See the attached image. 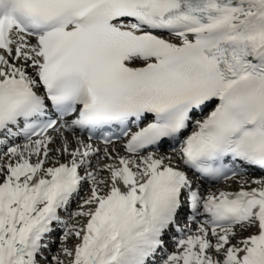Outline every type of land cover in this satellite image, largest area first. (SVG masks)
Wrapping results in <instances>:
<instances>
[{
  "label": "snow or ice",
  "instance_id": "1",
  "mask_svg": "<svg viewBox=\"0 0 264 264\" xmlns=\"http://www.w3.org/2000/svg\"><path fill=\"white\" fill-rule=\"evenodd\" d=\"M0 264H264V0H0Z\"/></svg>",
  "mask_w": 264,
  "mask_h": 264
},
{
  "label": "rangeland",
  "instance_id": "2",
  "mask_svg": "<svg viewBox=\"0 0 264 264\" xmlns=\"http://www.w3.org/2000/svg\"><path fill=\"white\" fill-rule=\"evenodd\" d=\"M162 151V150H161ZM170 149H167V150H163L161 153H167V154H170ZM233 184H237V185H239V183L238 182H234ZM87 187V186H86ZM85 194H87V192H85ZM247 235V234H246ZM73 243H75V240H70L69 241V245H71V244H73ZM53 248H55V245H53Z\"/></svg>",
  "mask_w": 264,
  "mask_h": 264
},
{
  "label": "bare ground",
  "instance_id": "3",
  "mask_svg": "<svg viewBox=\"0 0 264 264\" xmlns=\"http://www.w3.org/2000/svg\"><path fill=\"white\" fill-rule=\"evenodd\" d=\"M193 227H195V225H193ZM247 233H244V235H246Z\"/></svg>",
  "mask_w": 264,
  "mask_h": 264
}]
</instances>
